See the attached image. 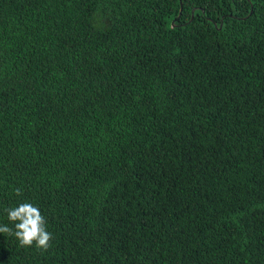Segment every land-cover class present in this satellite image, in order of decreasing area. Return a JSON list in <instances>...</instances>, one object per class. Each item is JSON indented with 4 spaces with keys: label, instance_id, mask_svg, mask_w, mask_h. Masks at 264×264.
Masks as SVG:
<instances>
[{
    "label": "trees",
    "instance_id": "16d2710c",
    "mask_svg": "<svg viewBox=\"0 0 264 264\" xmlns=\"http://www.w3.org/2000/svg\"><path fill=\"white\" fill-rule=\"evenodd\" d=\"M23 202L51 247L0 264H264V0H0V225Z\"/></svg>",
    "mask_w": 264,
    "mask_h": 264
},
{
    "label": "clouds",
    "instance_id": "9594fccd",
    "mask_svg": "<svg viewBox=\"0 0 264 264\" xmlns=\"http://www.w3.org/2000/svg\"><path fill=\"white\" fill-rule=\"evenodd\" d=\"M15 195H23L20 188L15 189ZM5 212L12 227L0 225V233L14 236L21 247L35 246L43 251L51 247L53 235L47 230L46 218L37 206L23 202L18 206L6 208Z\"/></svg>",
    "mask_w": 264,
    "mask_h": 264
},
{
    "label": "water",
    "instance_id": "95a60500",
    "mask_svg": "<svg viewBox=\"0 0 264 264\" xmlns=\"http://www.w3.org/2000/svg\"><path fill=\"white\" fill-rule=\"evenodd\" d=\"M214 26H216V24H214ZM220 27H221V25H220Z\"/></svg>",
    "mask_w": 264,
    "mask_h": 264
}]
</instances>
